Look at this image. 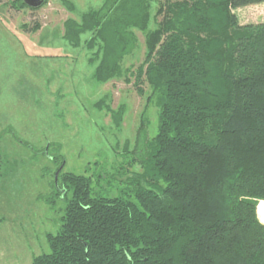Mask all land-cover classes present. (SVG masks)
<instances>
[{
	"label": "trees",
	"instance_id": "1",
	"mask_svg": "<svg viewBox=\"0 0 264 264\" xmlns=\"http://www.w3.org/2000/svg\"><path fill=\"white\" fill-rule=\"evenodd\" d=\"M258 4L162 0L151 15L152 0H102L63 23L64 41L88 51L97 84L123 76L135 31L144 34L134 86H148L158 125L142 147L140 124L130 163L141 172L121 171L129 189L113 198L92 189L109 182L106 172L62 173L60 146H51L54 200L66 203L49 252L32 264H264V22L240 25L234 14ZM106 111L119 128L124 107Z\"/></svg>",
	"mask_w": 264,
	"mask_h": 264
},
{
	"label": "rangeland",
	"instance_id": "2",
	"mask_svg": "<svg viewBox=\"0 0 264 264\" xmlns=\"http://www.w3.org/2000/svg\"><path fill=\"white\" fill-rule=\"evenodd\" d=\"M14 1L0 0V264H32V258L49 252L46 236L58 232L66 203L54 200L57 165L50 161L51 146H60L62 173L95 178L106 172L109 182L100 184L101 190L93 182L92 189L113 198L129 189L118 182L121 171L141 172L130 163L140 124H146L139 139L143 147L156 135L158 121L156 107L147 102L148 86L140 85L143 94L134 86L145 56L143 33L135 31L137 47L123 61V76L97 84L88 51L72 48L62 35L67 19L77 20L102 0H68L74 13L60 0H47L36 10L14 8ZM160 2L152 0L151 15ZM234 14L240 25L262 23L264 4ZM107 107H124L119 128ZM125 148L129 154L123 157Z\"/></svg>",
	"mask_w": 264,
	"mask_h": 264
},
{
	"label": "water",
	"instance_id": "3",
	"mask_svg": "<svg viewBox=\"0 0 264 264\" xmlns=\"http://www.w3.org/2000/svg\"><path fill=\"white\" fill-rule=\"evenodd\" d=\"M46 0H22L23 4L31 10L39 9L43 6ZM259 205V204H258ZM258 220L261 222L260 216L257 214ZM262 223V222H261ZM263 224V223H262Z\"/></svg>",
	"mask_w": 264,
	"mask_h": 264
}]
</instances>
